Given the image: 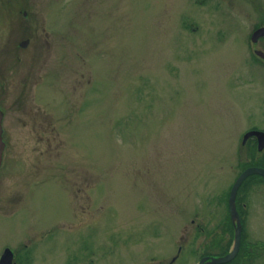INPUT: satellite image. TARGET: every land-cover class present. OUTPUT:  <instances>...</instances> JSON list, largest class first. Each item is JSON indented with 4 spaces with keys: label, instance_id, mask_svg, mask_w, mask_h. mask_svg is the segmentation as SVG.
Returning <instances> with one entry per match:
<instances>
[{
    "label": "rangeland",
    "instance_id": "374dc122",
    "mask_svg": "<svg viewBox=\"0 0 264 264\" xmlns=\"http://www.w3.org/2000/svg\"><path fill=\"white\" fill-rule=\"evenodd\" d=\"M48 1L33 13H52L60 36L35 50L44 98L31 91L29 102L54 113L57 155L44 152L40 176L62 185L14 205L22 175L12 161L0 170V252L27 244L33 264H165L179 248L176 264H196L227 253L229 192L264 155L242 145L247 131H264V59L254 53L264 44L251 41L264 0ZM22 130L17 156L51 149L47 135ZM260 178L238 192L245 264H264Z\"/></svg>",
    "mask_w": 264,
    "mask_h": 264
},
{
    "label": "flooded vegetation",
    "instance_id": "af4514ba",
    "mask_svg": "<svg viewBox=\"0 0 264 264\" xmlns=\"http://www.w3.org/2000/svg\"><path fill=\"white\" fill-rule=\"evenodd\" d=\"M45 1L47 2L48 0H40V2L37 0H0V114L2 117L1 128L4 142L3 161L0 170L5 169L7 172V165L12 161L13 169L16 170L15 175H22L21 188L15 189L14 191L16 193L10 196L12 201L16 199L13 202L14 205L23 197V202H25L24 206L27 205L26 199L29 200V195L32 194V188L40 189L44 184L53 181L62 185L60 177L54 176L52 181H47L48 179L46 176H40V170L43 169L44 171L46 165L44 152L51 153L52 156L57 155V149L55 150V145L52 142L54 139L53 136L57 132L56 126H54V113L51 106L41 111L39 110L40 108H35V106L31 105L29 102L31 91L34 93L36 92L41 98H44V89L42 88L44 84L37 81L38 73H36V68L38 66H36L35 58L33 57L36 52L35 50L38 45L42 47L43 41L48 38L56 39L60 36V30L56 29V18L53 17L54 15L52 13V16H50L46 14L47 11L43 9L37 11V15L33 13V6L38 7L40 3L43 8L45 7ZM48 4H51V0L48 1ZM43 13H45V16L42 15ZM257 42V44H262L263 46L264 37H261ZM25 44L27 45L24 46ZM256 51L258 50L254 49V53L258 55ZM261 52H264V50ZM259 58H254V61L256 60L255 62H258ZM262 58L264 59V57ZM43 59L44 56L42 60ZM82 77L81 75V78ZM79 80L81 79L79 78ZM17 127H22L24 129L22 132L27 129L26 135H30V133L39 136L47 135L50 137L49 140L51 143L48 145L51 149L47 151H43L42 149L38 150V148H41L42 144L39 146H30L31 148L28 146L26 148L25 146L24 148L26 149H22L17 156V154H15L18 153L17 148L12 147L11 144L14 140L13 137L17 134L15 131ZM252 142L257 143V138L252 137L244 146ZM33 154L34 157L32 156ZM34 167H37V169ZM8 176L12 177L11 174ZM86 178L87 180L90 179L89 177ZM75 181H82V178H75L74 182ZM21 190L26 193H22ZM5 198L6 197L0 192V212L4 211L2 203H4L3 200ZM92 202L94 203V201ZM244 207H247V204H244ZM238 211L239 214H241L242 222L245 223V216L241 212L239 203ZM1 215L5 214L1 213L0 216ZM197 227L198 228L194 230V235L197 233L196 231L203 234L206 232V226L198 225ZM231 246L226 254L232 249ZM19 247L20 248L4 244L0 252V263L4 255L8 253V255L12 257V264H33L34 257L31 255L28 245L24 244V250H21L22 246ZM243 249L244 246H241L236 256V259L239 258L238 264H245L240 256ZM181 253L182 249L179 248L170 260L164 263H178ZM209 255L210 254L206 253V255L200 256L199 259L202 260ZM155 260H157V258L154 256L150 258L151 262ZM163 260H161L162 263Z\"/></svg>",
    "mask_w": 264,
    "mask_h": 264
},
{
    "label": "water",
    "instance_id": "95a60500",
    "mask_svg": "<svg viewBox=\"0 0 264 264\" xmlns=\"http://www.w3.org/2000/svg\"><path fill=\"white\" fill-rule=\"evenodd\" d=\"M264 37V26H262L261 28L255 30V32L251 35V41L254 43H257V41L261 38ZM27 44H25L24 46H26ZM257 54L260 57H264V52L261 51H256ZM1 114H0V165L2 163V155L4 152V142L2 139V128H1ZM251 137H256L258 138V146L257 149H259L260 152H262L264 150V132L263 131H259V130H255V131H249L244 135V141H243V145L249 140V138ZM261 175L262 177H264V168L262 167H247L235 180V184L233 185L231 191H230V197H229V207H230V214L232 216L233 219V223L235 225V232H234V236H235V240H234V247L233 249L224 256H207L204 257L198 264H227L228 262L232 261L233 259H235V256L238 254V251L240 249V243L242 240V232H243V225L241 222V216L238 213L237 210V203H236V199L238 196V191L240 189V187L245 183L246 179L250 176L253 175ZM12 263V257L7 254L4 255L3 260L1 261L0 264H11Z\"/></svg>",
    "mask_w": 264,
    "mask_h": 264
},
{
    "label": "trees",
    "instance_id": "16d2710c",
    "mask_svg": "<svg viewBox=\"0 0 264 264\" xmlns=\"http://www.w3.org/2000/svg\"><path fill=\"white\" fill-rule=\"evenodd\" d=\"M248 148L249 149H251L252 151H251V156H254V154H255V151H256V149H255V147H256V142L255 143H249L248 144ZM257 151H258V149H257ZM252 160H254L255 162H252V163H249L247 166H253L254 165V163H256V161L257 162H260V163H264V155H262V157H260V158H256V160H255V158L254 159H252ZM261 179V181H263L264 182V179L263 178H260ZM260 182V181H259ZM251 183V182H250ZM249 183V184H250ZM245 238V237H244ZM244 241H245V239H244ZM239 263V258H237V259H235V260H233V261H231V262H229L228 264H238Z\"/></svg>",
    "mask_w": 264,
    "mask_h": 264
}]
</instances>
